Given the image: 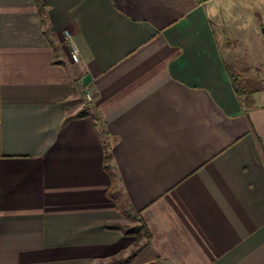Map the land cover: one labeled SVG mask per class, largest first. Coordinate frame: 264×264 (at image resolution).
I'll return each instance as SVG.
<instances>
[{
	"label": "crops",
	"instance_id": "crops-1",
	"mask_svg": "<svg viewBox=\"0 0 264 264\" xmlns=\"http://www.w3.org/2000/svg\"><path fill=\"white\" fill-rule=\"evenodd\" d=\"M136 213L146 264H264V0H0V264H107Z\"/></svg>",
	"mask_w": 264,
	"mask_h": 264
},
{
	"label": "trees",
	"instance_id": "trees-1",
	"mask_svg": "<svg viewBox=\"0 0 264 264\" xmlns=\"http://www.w3.org/2000/svg\"><path fill=\"white\" fill-rule=\"evenodd\" d=\"M111 148H112V141H107L106 143H104V147H103V165H104V170L106 172H108L109 176H110V186H109V189L107 191V196L114 200L116 202V205H117V196L119 195V191H120V188H119V185H118V182H117V175L115 172H113V169H112V165H111V162H112V154H111ZM118 210L121 211V209L118 207ZM134 219L137 220V222L139 223L140 227L139 228H136V227H126V226H121V225H116L114 227V229L116 230H119L122 232L123 235H126V236H131V237H135L136 241L139 239V234H140V231L143 232L145 238H146V242H147V245H148V242H149V239H150V234L146 228V226L144 225V223L142 222L140 216L138 213H136L134 216H133ZM118 258H113L109 263L107 264H118ZM127 262H125L126 264Z\"/></svg>",
	"mask_w": 264,
	"mask_h": 264
},
{
	"label": "rangeland",
	"instance_id": "rangeland-1",
	"mask_svg": "<svg viewBox=\"0 0 264 264\" xmlns=\"http://www.w3.org/2000/svg\"><path fill=\"white\" fill-rule=\"evenodd\" d=\"M124 223H126V227H140L137 220L134 219L132 216H130V220H126ZM138 236L139 239L136 241L135 246L129 248L127 251H125L119 256L120 259H118V264H125V262H127L126 264L149 263L150 260L146 259V255L148 252L146 238L142 231H140V234Z\"/></svg>",
	"mask_w": 264,
	"mask_h": 264
},
{
	"label": "built area",
	"instance_id": "built-area-1",
	"mask_svg": "<svg viewBox=\"0 0 264 264\" xmlns=\"http://www.w3.org/2000/svg\"><path fill=\"white\" fill-rule=\"evenodd\" d=\"M64 36H65L66 41L69 44L70 57H71V59H72V61L74 63H77L79 61V52H78V49H77L75 43L73 42L72 38L70 37L68 31H64ZM85 97H86V99L88 101L90 100L89 93H86L85 94Z\"/></svg>",
	"mask_w": 264,
	"mask_h": 264
},
{
	"label": "water",
	"instance_id": "water-1",
	"mask_svg": "<svg viewBox=\"0 0 264 264\" xmlns=\"http://www.w3.org/2000/svg\"><path fill=\"white\" fill-rule=\"evenodd\" d=\"M89 80H90L89 76H86V77L83 79V83H84V84H87Z\"/></svg>",
	"mask_w": 264,
	"mask_h": 264
}]
</instances>
